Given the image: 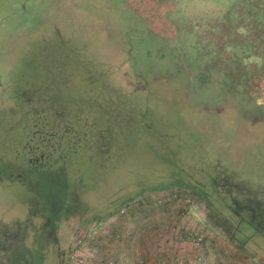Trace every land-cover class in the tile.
Masks as SVG:
<instances>
[{"label": "rangeland", "instance_id": "rangeland-1", "mask_svg": "<svg viewBox=\"0 0 264 264\" xmlns=\"http://www.w3.org/2000/svg\"><path fill=\"white\" fill-rule=\"evenodd\" d=\"M188 257L264 264V0H0V264Z\"/></svg>", "mask_w": 264, "mask_h": 264}, {"label": "trees", "instance_id": "trees-1", "mask_svg": "<svg viewBox=\"0 0 264 264\" xmlns=\"http://www.w3.org/2000/svg\"><path fill=\"white\" fill-rule=\"evenodd\" d=\"M174 186H171V184L170 185H160V187H159V190H161V189H166V188H173ZM156 191H158V189H151V188H149V189H146V190H144V191H142L137 197H135V198H133L132 196H129V197H127V198H122V200L120 201V202H117L116 203V206H115V208L112 210V211H110L109 213H108V215L107 214H103V215H101V214H99V215H95L94 217H93V220L94 221H100V220H103L104 219V217L105 216H107V217H111V216H117V215H119V213L121 212V210H123V209H126L125 210V213H126V211L130 208V209H132L133 207H135V206H142L144 203H143V201H144V197H145V195L147 194H150V193H153V192H156ZM197 193H199L200 194V192H198V191H195L194 192V196L197 194ZM201 195V194H200ZM201 197H203L202 195H201ZM211 215L213 216V218L215 217L214 216V214L213 213H211ZM216 219H220V218H217V217H215ZM92 220V219H91ZM226 221V220H225ZM101 222V221H100ZM226 225H228V230L230 229V227H231V230H232V235H231V237L233 238H236V235H235V231H236V229H240V227H235V226H232L230 223H229V221H226ZM235 240V239H234ZM241 242V241H240ZM239 242V243H240ZM243 243V242H242ZM238 245H240V244H238ZM243 245V244H242ZM241 246V245H240ZM194 262V260H192L190 257H188L187 258V264H192Z\"/></svg>", "mask_w": 264, "mask_h": 264}, {"label": "built area", "instance_id": "built-area-1", "mask_svg": "<svg viewBox=\"0 0 264 264\" xmlns=\"http://www.w3.org/2000/svg\"><path fill=\"white\" fill-rule=\"evenodd\" d=\"M125 210H126V209H123V210H121V212H120V213H122V214H123V213H125ZM99 225H100V224H99Z\"/></svg>", "mask_w": 264, "mask_h": 264}]
</instances>
